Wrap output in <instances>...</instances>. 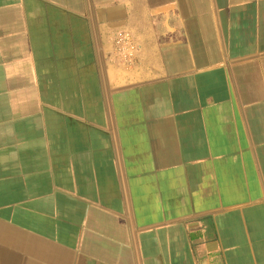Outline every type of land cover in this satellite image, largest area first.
Listing matches in <instances>:
<instances>
[{
  "label": "crops",
  "instance_id": "crops-1",
  "mask_svg": "<svg viewBox=\"0 0 264 264\" xmlns=\"http://www.w3.org/2000/svg\"><path fill=\"white\" fill-rule=\"evenodd\" d=\"M0 264H264V0H0Z\"/></svg>",
  "mask_w": 264,
  "mask_h": 264
},
{
  "label": "built area",
  "instance_id": "built-area-1",
  "mask_svg": "<svg viewBox=\"0 0 264 264\" xmlns=\"http://www.w3.org/2000/svg\"><path fill=\"white\" fill-rule=\"evenodd\" d=\"M114 54L122 60L127 66L135 62L139 51L138 43L132 31L128 29H119L115 32L113 38Z\"/></svg>",
  "mask_w": 264,
  "mask_h": 264
}]
</instances>
